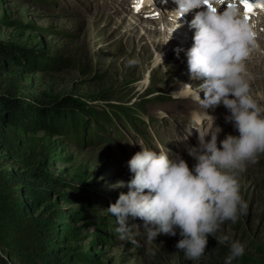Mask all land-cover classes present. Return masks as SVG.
Wrapping results in <instances>:
<instances>
[{
    "label": "rangeland",
    "instance_id": "374dc122",
    "mask_svg": "<svg viewBox=\"0 0 264 264\" xmlns=\"http://www.w3.org/2000/svg\"><path fill=\"white\" fill-rule=\"evenodd\" d=\"M145 20L148 23L134 24L130 16H121L114 0H57V4L0 0V45L17 59L0 56V65L8 69L3 78L12 85L11 98L35 108L30 128L15 127L12 134L0 131V182H17L15 189L23 199L19 205L27 204L34 217L49 221L48 257L33 260L36 264H225L230 243L239 241L245 254L232 264H264V154L238 178L247 214L222 225L217 235H227L228 243L218 244L210 236L200 260H187L176 249L179 232L175 237L161 234L148 243L139 218H129L139 246L116 232L117 220L106 209L128 191L114 186L127 183L132 175L124 171L109 143L110 138L117 140L122 127L112 123L102 134L89 121V113L116 116L128 129L120 110L141 108L145 121L156 118L164 135L182 143L175 154L190 167L195 163L186 151L191 135L172 132V121L185 105L172 103L171 94L184 84L195 88L203 81L190 79L186 54L178 57L166 50L170 57L165 64L157 63L161 52L153 44L165 39L148 36L146 28L158 26L149 23L152 20L169 21L164 15ZM130 60L136 63L129 65ZM245 78L254 97L264 104V71L247 62ZM73 100L81 103L76 111L65 107ZM4 111L0 108V113ZM75 113L88 123L82 133L66 134L62 123L55 125L60 116ZM207 113L217 123L232 126L225 122L228 112L223 104ZM0 264L14 263L0 250Z\"/></svg>",
    "mask_w": 264,
    "mask_h": 264
},
{
    "label": "clouds",
    "instance_id": "9594fccd",
    "mask_svg": "<svg viewBox=\"0 0 264 264\" xmlns=\"http://www.w3.org/2000/svg\"><path fill=\"white\" fill-rule=\"evenodd\" d=\"M173 2L177 7L167 13L171 25H161L162 32L170 36L168 42L181 27L178 21L198 10L188 25L194 36L186 56L190 79L203 83L195 88L184 84L171 94L173 99H192L201 109L190 113L192 128L198 132L197 146H186L195 163L190 167L179 154L173 159L166 151L141 148L128 161L130 181L114 186L126 187L127 193L121 192L106 211L116 218L120 239L139 246L132 233L136 226H129L130 217L139 218L148 243L161 234L175 237L179 232L176 249L185 259L198 261L205 254L209 237L218 244L228 243L227 235L217 233L225 222L236 223L248 211L238 178L264 154V104L254 97L245 77L247 62L260 45L254 25L235 2L231 6H227L229 0L224 4L219 0ZM160 59L163 63L161 54ZM221 104L228 112L225 122L238 133L223 140H219L221 128L204 125L205 120L214 118L206 110ZM149 254L156 255L152 250ZM244 254L245 247L239 241L231 242L225 264Z\"/></svg>",
    "mask_w": 264,
    "mask_h": 264
},
{
    "label": "trees",
    "instance_id": "16d2710c",
    "mask_svg": "<svg viewBox=\"0 0 264 264\" xmlns=\"http://www.w3.org/2000/svg\"><path fill=\"white\" fill-rule=\"evenodd\" d=\"M0 56L17 60L7 47L0 45ZM22 58H26L22 56ZM31 67L35 66L34 62H30ZM5 65H0V108L5 109L4 113H0V131L12 134L13 128H30L33 111L32 106H28L24 101L10 97L12 85L6 82L3 74L7 72ZM65 107H71V111L81 108L79 101L73 100L68 102ZM120 110L121 116H130L132 110ZM37 110V109H36ZM84 114V113H83ZM89 121L93 122L95 129L107 134V126L114 123L116 116H108L98 112L89 113ZM55 125H62L61 129H65V133L78 134L84 131V127L88 124L75 114L70 117H62L57 119ZM54 125V126H55ZM3 129V130H2ZM105 139V138H104ZM0 144V149H1ZM0 182V250L2 253H8L12 263L14 264H36L35 257H43L47 259L48 252L51 249L48 242L49 233H47L48 220L41 221L34 217L33 211H28L30 207L27 204L19 205L23 199L16 191L18 183L11 180H2Z\"/></svg>",
    "mask_w": 264,
    "mask_h": 264
},
{
    "label": "bare ground",
    "instance_id": "6f19581e",
    "mask_svg": "<svg viewBox=\"0 0 264 264\" xmlns=\"http://www.w3.org/2000/svg\"><path fill=\"white\" fill-rule=\"evenodd\" d=\"M111 6V5H110ZM108 8V7H107ZM109 9V8H108ZM112 9V8H111ZM195 10H193V12L192 13H189L186 17H184V18H182L180 21H178V23L181 25V27L180 28H178L176 31L177 32H179V31H182V29H183V31H186V32H188L192 37L194 36V30H191L190 28H189V23H190V21L192 20V19H190V17L192 16V17H194V15H195ZM161 15H164L165 16V19H166V21L168 20L169 21V17H168V15H165V13H163V12H161ZM144 23H148V21H146V20H144L143 21ZM149 23H151V24H155V23H158V26H161L162 24H167V22L165 23V20H158V21H155V20H152V22H149ZM140 24V23H139ZM142 24V23H141ZM169 24L171 25V22L169 21ZM157 25L155 26L154 25V27H152L150 30L148 29V28H146V30L147 31H149V32H147V34H148V36H150V37H157L158 35H161L162 37H164V39L165 40H161V41H159L158 40V42H154L155 44H153L154 45V47H158V51H160L161 52V55H162V59H163V63L165 64V62L167 61V59L170 57V56H167V54L165 53L166 52V50L167 51H169V53H175L174 52V49L175 48H180L181 47V41H179V38H180V36H179V34L177 33V32H174L173 33V36H172V39L168 42V39L170 38V36H169V34H167V33H164V32H162V30H160L159 31V27H158ZM137 27H135L134 29H136ZM143 28V27H142ZM153 28H155V29H153ZM168 42V43H167ZM167 43V44H166ZM191 47H189L187 50H189ZM163 50H165L164 51V53H163ZM187 52V51H186ZM177 54V53H176ZM178 57H180L179 56V54H178ZM157 63H161V64H163L162 62H161V59H160V55H159V57H158V60H157ZM187 64V63H186ZM256 82V81H255ZM194 84V83H193ZM180 89H181V87H180ZM179 89V90H180ZM171 115H173V114H171ZM185 115V114H184ZM187 118H188V116H190V113L189 112H187V114L185 115ZM191 117V116H190ZM173 117H171V119H172ZM188 120H191V118H188ZM188 144H190V143H188ZM191 145V144H190ZM177 149V148H176Z\"/></svg>",
    "mask_w": 264,
    "mask_h": 264
},
{
    "label": "snow or ice",
    "instance_id": "6c2138e0",
    "mask_svg": "<svg viewBox=\"0 0 264 264\" xmlns=\"http://www.w3.org/2000/svg\"><path fill=\"white\" fill-rule=\"evenodd\" d=\"M241 2L243 3L244 8L246 9V14H245L246 18L249 17V14L252 13L255 8L264 10V4L253 5L252 3L249 2V0H241ZM220 3L224 4V0H220ZM227 6H231V5H227Z\"/></svg>",
    "mask_w": 264,
    "mask_h": 264
},
{
    "label": "water",
    "instance_id": "95a60500",
    "mask_svg": "<svg viewBox=\"0 0 264 264\" xmlns=\"http://www.w3.org/2000/svg\"><path fill=\"white\" fill-rule=\"evenodd\" d=\"M3 261V260H2Z\"/></svg>",
    "mask_w": 264,
    "mask_h": 264
}]
</instances>
